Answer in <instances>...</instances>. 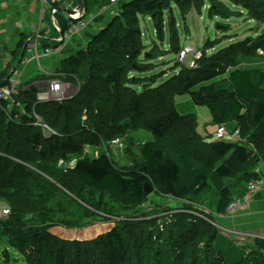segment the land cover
Here are the masks:
<instances>
[{
	"label": "trees",
	"instance_id": "trees-1",
	"mask_svg": "<svg viewBox=\"0 0 264 264\" xmlns=\"http://www.w3.org/2000/svg\"><path fill=\"white\" fill-rule=\"evenodd\" d=\"M164 2L166 0H137L139 6L125 8L120 19L133 24L137 14L153 17ZM167 2L170 4L173 0ZM58 19L62 23V19ZM112 27L109 25L92 38L91 42L96 46L90 50L97 68H103L107 73L106 87L115 91L120 87L122 72L130 61H139L140 52L125 42L133 40L136 32H125L119 38L121 35L117 32L111 33ZM257 50L264 56V33L253 41L226 48L225 53L220 54V63L216 61L209 68L190 73L185 68L179 77L172 78L174 83L177 82L176 96L188 95L197 107L207 108L213 126L234 123L239 132V144L205 143V157L201 153L187 151L173 155L172 148L166 150L146 144L138 148L141 155L139 163L131 169L118 168L109 151L116 146L110 142L119 138L112 135L102 138L101 131L89 134V123H81L82 104L88 99L90 105L92 97L87 84L82 85L78 98L75 96L62 103H38L37 91L30 88L18 97L23 106L22 114L14 111L8 114L5 112L6 103L0 102V200L9 209L8 217L0 220V236L6 238L8 245L23 257L26 264H125L128 258L138 261L137 264H229L214 247L217 228L187 213L194 209L182 207L181 212L172 216L166 215L171 211L169 208L156 209L150 214L154 216L152 218L141 215L138 210L148 202L144 195L145 184H149L160 197L190 202L192 196L199 195L206 188H214L210 186V177L215 176L229 180L228 184L221 181L216 189L219 191L213 213L223 215L228 204L242 197L248 183L258 178L254 172L260 162L256 163L257 158L249 156L245 145L260 148L264 130V87L257 81L262 82L263 77L257 80L248 71L240 69L228 73L227 66L233 60L227 58H233L234 54L244 59V63H251L249 53ZM135 69L141 74L147 71L139 66ZM58 73L64 81H68L67 77H88L79 55L63 60ZM140 107L139 100L132 103L134 116L140 114ZM95 109L98 111L93 110L92 113L99 121L102 111L100 106ZM33 114L41 118L54 134L44 136L34 125L36 119ZM182 118L171 109L147 124L146 132L152 135L154 142L161 143ZM115 133L118 134L119 130ZM86 148H92V152L96 150V156L85 152ZM193 160L203 163L211 171L204 173L199 164L194 166ZM71 161L74 165L64 172L59 163ZM240 166L242 169L236 172ZM183 173L188 175V181H185ZM82 189L90 191L91 195L111 198L120 213L130 214L123 216L119 212L98 211L83 198ZM31 200L36 205L40 204V211L43 207L45 211L54 202L68 208L69 214L80 213L73 228L98 224L92 221L93 218L105 222L111 217L128 219L114 222L109 231L88 241L62 240L52 235L45 225L25 222L26 211L35 214L28 209L33 204ZM130 217L134 221L129 220ZM162 221L164 229L158 227L150 231L149 225ZM130 231L138 232V237L132 242ZM146 238L152 243L148 245ZM254 242L256 249L246 253L238 264H264V239L258 238ZM7 257L4 253V258Z\"/></svg>",
	"mask_w": 264,
	"mask_h": 264
},
{
	"label": "rangeland",
	"instance_id": "rangeland-1",
	"mask_svg": "<svg viewBox=\"0 0 264 264\" xmlns=\"http://www.w3.org/2000/svg\"><path fill=\"white\" fill-rule=\"evenodd\" d=\"M74 3L75 0H69L67 7H72ZM136 3L137 0L87 1L86 16L95 15L97 20H100L99 24L93 27V32L96 33L94 35L100 34L109 25L113 26L111 33L117 32V34L121 35L119 38L125 32H136L137 34L132 36L133 40L125 42L129 47L132 46L140 52V58H138L139 61L135 60L132 63L131 61L128 63L126 70L122 72L120 87L115 91H111L104 83L107 73L103 68H97V63L92 58L90 48L92 46L95 47V43L89 41V39L80 46H76L71 41L67 45L65 57L69 54L68 51H76V56L79 55L83 59V66L86 69L88 77L87 79L78 76L76 79H69L67 77L68 81L62 79L68 85L64 92L65 98H78V94L83 90L81 89L82 85L87 84L92 97L90 99V105L88 103L89 101L87 102L88 99H86V103L84 102L82 104L83 114L81 123H89V134L101 131L103 134L102 138H108L111 135L114 138H119L117 139L119 143L109 151L111 159L118 168L131 169L135 166V163H139L141 155L138 148L146 144H151L166 150L167 148H172L173 155L187 151L193 154L201 153L205 157V142L210 144L216 141L214 133L217 128L211 124L210 113L207 108L197 107V117L194 115L183 116L182 121L166 135L161 143L154 142L152 135L146 132V126L165 112H169L171 109L176 110V101L185 99H180L176 96L177 82L174 83L172 80L173 77H179L183 69H189L188 72L190 73L193 70H203L205 67L209 68L213 62L219 61L220 63V54L222 53L223 55L229 46L244 41H253L264 33V0H173L170 4L166 0L163 7L153 17L137 14L136 23L133 24L127 23V19L125 21L121 20L120 15L123 14L124 9L130 5H140V2L139 5ZM58 18L63 19L60 16ZM228 53L230 54L231 52ZM249 54L252 62L248 64L244 63L245 60L239 58L240 56L236 54L232 56L233 58H227L228 60L233 59L232 63L227 65L228 73L235 69L247 72L250 70V67L256 66L259 72L252 74V76L257 78V80L260 79L259 77H263V81H257V84L260 83L264 87V56L261 55L260 50ZM256 56L262 57L255 58ZM223 61H226V59ZM136 66L145 68L147 71L142 74L138 73V71H135L137 70L135 69ZM188 72L185 70V73ZM36 75L38 76L35 78L36 80L28 81L26 85H39V83L44 82L42 80L46 78L45 76ZM64 79H66L65 76ZM122 82L124 83L123 85ZM254 82L256 83L255 80ZM106 97L107 99H105ZM182 97L187 98L188 95ZM98 99H102L101 102H98ZM135 100H139L141 106L140 114L137 117L131 112V105ZM99 106L102 115L98 121L94 118L92 111H98L95 107ZM133 125L134 127H132ZM206 129L207 131H205ZM112 130L114 133H111L113 132ZM116 130H119L118 134L115 133ZM199 133L201 135H198ZM227 141L229 144H239L241 142L240 139L233 141L227 139ZM110 143L112 144V141ZM245 147L252 154L250 157L257 158L255 160L256 163L260 162L258 166L264 164V130L259 149L252 145H245ZM91 149L86 148L85 152L93 153L95 157L97 152L96 150L92 152ZM89 157L92 158V156ZM193 162H195L194 166L199 164L200 170L204 173L211 171L206 169L204 165L196 162V160H193ZM72 163L74 162L71 161L70 164L60 162L59 166L65 172L70 166L74 165ZM250 165L248 164V166ZM241 169V166L236 168V172ZM183 176L186 179L185 181H188V175L183 173ZM210 181L211 186L214 187L220 184L221 181L227 184L229 182L228 179L223 178L219 181L215 176H211ZM82 195L87 203L91 204L93 208L100 212L120 213L116 203L107 196L91 195L90 191L88 192L85 189H82ZM156 196V194H151L148 197V202L144 205V210L146 212L151 210V212L146 213L145 216L150 215L156 209L163 210L167 208L164 205H159V201H152ZM157 197L160 198V196ZM202 197L192 196L190 203H186V205L182 204V207L194 209V206L200 205L198 202ZM206 202L207 204L201 210L206 215L213 216L211 213L214 211L211 209L215 207L216 200L204 196L203 203ZM32 203L28 209L31 212H35V214L26 211L25 222L28 224L45 225L49 227V232L52 235L62 240L88 241L99 236L94 233L88 235L93 232V229L89 228L93 224L87 226L88 228H73L74 224L78 222V216L81 214H69L68 208L61 203L55 204L52 202L45 211L44 207L40 211V204L36 205L34 201ZM82 206H84L83 203ZM1 208H8L3 200H0ZM33 208L37 209L35 210ZM190 212H193V210ZM120 214L128 216L130 213ZM148 217H151V215ZM110 219L107 222L103 220L105 223L98 221L96 218H93L92 221L95 220L94 222L104 223L106 225L103 232H101L103 234L112 228L109 224ZM163 223L164 221L155 223L154 226L149 225V228H151L150 231H152V228L156 229L158 227L159 229H164ZM97 226L100 225H94V229ZM215 226L220 229L219 226ZM128 234L131 242L138 237V232L136 231H130ZM146 239L148 245L150 242L152 243L148 238ZM137 243L139 244V242ZM4 253L7 254V258H4ZM137 263L133 259L131 261L128 258L125 264ZM0 264H26L23 257L8 245L6 238L1 236Z\"/></svg>",
	"mask_w": 264,
	"mask_h": 264
},
{
	"label": "built area",
	"instance_id": "built-area-1",
	"mask_svg": "<svg viewBox=\"0 0 264 264\" xmlns=\"http://www.w3.org/2000/svg\"><path fill=\"white\" fill-rule=\"evenodd\" d=\"M37 2L39 7V19L35 29L24 42L23 53L20 60L11 68L7 79L0 82V102L6 103L5 112L8 114H11L12 111L19 114L23 113V106L18 100V97L24 92L28 91L30 88L37 91L36 100L38 103L49 101L61 103L62 101L68 99L65 98L64 95L68 85L62 81V77L58 73V68L46 74L43 66H45V62H50L56 58H59V56L64 53L67 45L83 33L90 30L95 23L94 21L97 20L96 16L94 15L85 16V18L78 22H71L62 19V23H60L58 14L56 13L55 16L58 23L56 26H53L50 21V15L48 14L49 10L68 8L67 5L69 0H37ZM52 31L56 35L55 39H53L51 43H45L46 45H43L42 43L45 39L44 36L51 33ZM76 54L77 53H75L73 56H76ZM66 58L67 56L64 59ZM32 66L37 67V72L35 74L46 77L43 80L44 82L39 83V85H26V82L30 80L25 79V73L26 70ZM33 117L36 119L34 125L41 129L44 136H51L54 134L50 129L47 128L41 118L35 114H33ZM214 136L216 141L228 143L227 139L229 141L239 139V132L235 128L233 130H228L225 126H218L215 129ZM118 143L119 141L115 140L112 142V145H117ZM254 173L258 176V178L253 179L248 183L246 192L242 197L235 198L228 204L222 217L232 218L239 212H244L248 208L253 196L258 191L264 189V166H257ZM144 208L145 207L142 206L141 209L138 210V212H141V215L151 212V210L146 212ZM181 210L182 208H171V211L166 215L172 216L175 213L181 212ZM188 213L202 219L205 222L211 223L213 226H215L213 217H220V215L217 214L208 216L200 211ZM8 215L9 209H0V220L6 219ZM126 219L128 218H112L110 219L109 224L114 226V222ZM129 220H131V217ZM234 237H236L238 246L241 247H244L247 241H254L258 238L264 239V236H257L253 234H234Z\"/></svg>",
	"mask_w": 264,
	"mask_h": 264
},
{
	"label": "crops",
	"instance_id": "crops-1",
	"mask_svg": "<svg viewBox=\"0 0 264 264\" xmlns=\"http://www.w3.org/2000/svg\"><path fill=\"white\" fill-rule=\"evenodd\" d=\"M38 19L39 7L37 0H0V82L7 79L11 68L20 60L23 53L24 42L33 33ZM94 22L95 23L93 27L97 26L100 20H95ZM93 27L87 32L80 35L78 38L74 39L71 43L76 44V46H80L83 42L88 41L89 39V41H91L95 36L94 34H96L93 32ZM47 35L44 36L45 39L42 43L43 45H46L45 43H51L56 36L53 31L49 33L48 36ZM66 50L67 47L65 48L64 53L59 56V58H56L50 62H45V66H43V69L46 74L60 67L63 59L65 58L64 56L66 54ZM70 51L71 52L68 51L69 54H67V58L72 57L76 53V51ZM35 67L32 66L28 70H26L25 79L30 81L35 80V78L37 77V75L35 74L37 72V67L36 71ZM248 71L250 74L259 72L257 71L256 66L250 67V70ZM178 98H185L184 100L181 99L176 101L175 108L181 116L198 115L197 106L193 103L189 96L187 98L182 96ZM224 126L228 130H233L235 128L234 123H229L228 125ZM205 131H207V129ZM198 135H201V133H199ZM201 165L204 164L201 163ZM261 165L264 166V164ZM218 180L220 181V179ZM219 186L220 184H218L214 188H206L202 191V193L196 195L203 197L198 202V204L200 205L194 206V209L202 211L201 209H203V206L208 202L207 201L206 203H203L204 196L216 200L218 198L219 191L216 189H218ZM157 196L152 199V201H159V205H164L167 208H181L182 204L186 205V203H190L189 201H177L172 199L171 197L159 198ZM215 209V207H212L211 210L215 211ZM211 214L215 215V213L213 212ZM213 218L215 225L220 227V229L217 228L218 235L214 242L215 249L222 253L227 263H240L246 253L252 252L256 249V245L254 241L250 240L246 243L244 242V247L238 246L234 234H253L257 236H264V189L258 191L253 196V199L250 201L248 208L244 212H239L232 218L222 217V215H220V217L214 216ZM94 225L96 224H93V226L89 227L90 229H93V232L88 235H92V233L100 235L102 234L101 232H103V229L106 227L104 223H101L99 224L100 226H97L94 229Z\"/></svg>",
	"mask_w": 264,
	"mask_h": 264
},
{
	"label": "water",
	"instance_id": "water-1",
	"mask_svg": "<svg viewBox=\"0 0 264 264\" xmlns=\"http://www.w3.org/2000/svg\"><path fill=\"white\" fill-rule=\"evenodd\" d=\"M87 1L88 0H75V3L72 7L64 8V9H51L49 10L48 14L50 15V21L53 26L57 25V19L55 14L57 13L58 16L62 17L65 20L71 22H78L85 18L87 12ZM252 154L249 153V156ZM154 193V189L149 185H144V195L149 197L151 194Z\"/></svg>",
	"mask_w": 264,
	"mask_h": 264
},
{
	"label": "bare ground",
	"instance_id": "bare-ground-1",
	"mask_svg": "<svg viewBox=\"0 0 264 264\" xmlns=\"http://www.w3.org/2000/svg\"><path fill=\"white\" fill-rule=\"evenodd\" d=\"M110 155V154H109Z\"/></svg>",
	"mask_w": 264,
	"mask_h": 264
}]
</instances>
